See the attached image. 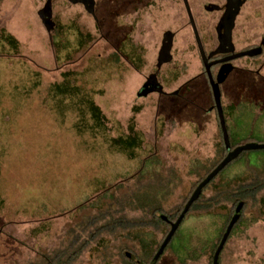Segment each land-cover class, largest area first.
Instances as JSON below:
<instances>
[{
  "label": "flooded vegetation",
  "instance_id": "af4514ba",
  "mask_svg": "<svg viewBox=\"0 0 264 264\" xmlns=\"http://www.w3.org/2000/svg\"><path fill=\"white\" fill-rule=\"evenodd\" d=\"M8 1L19 0H0V12L2 3ZM32 2L45 38L51 45L57 28L56 16L74 14L87 20L85 29L92 28L94 40L89 44V50L81 52L79 48L75 53V64L82 62L96 45L101 44L112 53L116 63L134 68L131 48L138 46L144 52L141 56L144 63L154 65V68L144 74L138 73L142 82L136 96L146 82H153L147 88H154V92L148 96L156 94L157 99L155 122L147 132L152 152L146 160L136 172L95 192L77 207L76 211L84 209L81 214L85 218L76 217L74 221L60 224L56 235L58 245L54 242L45 250L42 245L39 249L33 247L26 264H75L87 252L95 255L98 264H103L104 257L114 258L107 264H199L207 259L208 264H214V260L216 264H224V259L236 250L235 246L244 241L255 243L258 252L261 237L257 229L264 230V171L257 178L251 176L252 181L240 190L222 191L218 178L241 155L264 151V148L242 150L208 180L186 212L184 209L199 185L230 153L247 145H264L247 142L232 146L227 126L233 123L232 114H226L229 109L235 111L240 102H245L256 116L264 112V0H238L237 13L230 20L223 18L234 10L231 0ZM257 19H261L259 24L252 25ZM246 52L255 54L236 57ZM158 61H161L160 66H157ZM167 65L188 75L172 91L164 89L159 77L161 69ZM213 86L218 89L219 107ZM199 99L203 105L198 103ZM204 100L208 101L207 105ZM159 115L164 119L160 137ZM184 123L191 125L194 131L189 152L200 155L206 151L219 159L207 172L198 171L187 193L181 195L178 181L188 155L173 154L169 141L179 143L178 138H172L173 132L179 133V126ZM194 172L191 169V173ZM258 196L262 199L258 200ZM96 199L100 204L93 208L91 204ZM208 212L226 215L224 229L213 242L211 251L204 246L205 234L197 233L193 227L183 230L190 220ZM178 220L170 239L155 259ZM174 240L177 241L175 250L171 247ZM144 241H152L153 252L142 262L139 257L145 251ZM256 264H264V258H258Z\"/></svg>",
  "mask_w": 264,
  "mask_h": 264
},
{
  "label": "rangeland",
  "instance_id": "374dc122",
  "mask_svg": "<svg viewBox=\"0 0 264 264\" xmlns=\"http://www.w3.org/2000/svg\"><path fill=\"white\" fill-rule=\"evenodd\" d=\"M35 8L32 0L8 1L0 12V264H26L33 247L51 248L59 241L60 224L85 218L84 209L76 211L77 207L136 172L152 152L147 132L155 122L157 96H136L142 82L138 73L154 68L144 63L143 50L131 48L134 68L116 63L101 44L75 64V53L89 50L94 40L92 28L85 29L87 20L74 14L56 16L51 45ZM187 76L167 65L159 77L164 89L172 91ZM198 103L204 104L200 99ZM244 103L235 111L226 109L233 120L227 125L230 143L264 144V112L256 116ZM163 120L157 116L158 137ZM179 127L172 137L179 143L170 140L169 147L173 154L188 155L178 181L179 194L185 195L193 176L207 172L219 156L190 153L193 128L188 123ZM263 171L264 151L245 153L219 175L220 187L243 189L251 176L257 178ZM99 201L91 207L97 208ZM225 223L226 215L208 212L183 230L193 227L205 234L204 246L211 251ZM257 232L258 252L253 242L234 243L236 250H230L233 254L224 264H256L264 258V230ZM144 242L142 262L153 252L152 241ZM176 245L174 240L171 247L175 250ZM90 253L75 264H98ZM109 260L114 258L104 257L103 264ZM199 264H208V259Z\"/></svg>",
  "mask_w": 264,
  "mask_h": 264
},
{
  "label": "water",
  "instance_id": "95a60500",
  "mask_svg": "<svg viewBox=\"0 0 264 264\" xmlns=\"http://www.w3.org/2000/svg\"><path fill=\"white\" fill-rule=\"evenodd\" d=\"M238 0H231V5L233 6V11L231 12V15L230 16H226L225 18H223V20H230V19H233L235 14L237 13V10H238ZM222 20V21H223ZM255 53H252V52H246V53H241V54H238L236 55V57H240V56H243V55H249V56H253ZM161 64V61H158V65L157 66H160ZM153 82H146L141 91L138 93V97L139 98H144L146 96H148V94L154 92V88H151V89H148L147 87L152 84ZM155 90H159V89H155ZM213 90H214V96H215V100H216V103H217V106L219 107V93H218V89H217V86H213ZM223 131H224V138H225V142L227 143V135H226V132H225V128H224V125H223ZM264 148V145H258V146H255V145H247L245 147H242V148H238L236 150H234L232 153H230L222 162L221 164L217 167V169L203 182L199 185V187L196 189V191L194 192V194L192 195L191 199L189 200V202L187 203L185 209H184V212H186V210L188 209L189 205L191 204L192 201H194L197 196L199 195V192L201 190V188L208 182V180H210L221 168H223L227 163H229L231 160H233L242 150H250V149H262ZM181 219V217H180ZM179 219V220H180ZM179 220L176 222V224H174L172 226V229L169 233V235L167 236L166 240L163 242L162 246H161V249L159 251V253L155 256V259L157 258V256L160 254L162 248L166 245V243L168 242V240L170 239L172 233L174 232ZM234 220L232 221L231 225L233 224ZM229 230V229H228ZM154 259V260H155ZM214 264H216V261L214 260Z\"/></svg>",
  "mask_w": 264,
  "mask_h": 264
}]
</instances>
